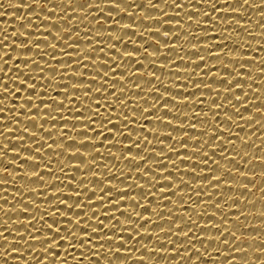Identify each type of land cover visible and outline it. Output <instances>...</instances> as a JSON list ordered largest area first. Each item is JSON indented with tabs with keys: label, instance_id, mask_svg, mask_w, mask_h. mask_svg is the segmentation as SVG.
I'll use <instances>...</instances> for the list:
<instances>
[{
	"label": "snow or ice",
	"instance_id": "obj_1",
	"mask_svg": "<svg viewBox=\"0 0 264 264\" xmlns=\"http://www.w3.org/2000/svg\"><path fill=\"white\" fill-rule=\"evenodd\" d=\"M25 5L19 30L0 28V201L14 204H0V264L12 253V264H167L136 252L188 248L198 255L171 264H248L235 254L249 249L235 245L264 244L240 231L250 227L242 205L255 201L225 189L264 182V167H238L264 166V135L251 145L257 156L244 147L255 132L236 131L264 129V106L242 113L264 105V32L237 31L254 27L237 18L245 6L264 0H19L16 9ZM249 91L257 96L246 101ZM29 249L41 255L19 259Z\"/></svg>",
	"mask_w": 264,
	"mask_h": 264
},
{
	"label": "bare ground",
	"instance_id": "obj_2",
	"mask_svg": "<svg viewBox=\"0 0 264 264\" xmlns=\"http://www.w3.org/2000/svg\"><path fill=\"white\" fill-rule=\"evenodd\" d=\"M22 3H26L27 0H21ZM42 2H47V0H42ZM98 3L101 2V0H97ZM117 2H122V0H117ZM157 2H161V0H157ZM255 2H259V0H255ZM137 3H139V0H137ZM19 5V0H0V12H3V16H0V28L3 29H7L9 33H11L14 28H17V30H19L18 28V24H19V20L20 17L23 16L25 14V12L27 11V6H22L21 9H16L17 6ZM196 7H200V5H195ZM49 7H56L55 4H49ZM142 7V6H141ZM246 9V15L245 16H237L238 19H240L242 22H246V23H253L254 27L252 29H247V30H242V29H237L238 32L241 33L242 36L246 35L247 32H258V31H262L264 32V29H260L258 26H256V21L259 20V16L257 15V13L259 11H264V9H253L250 7L245 6ZM140 9L138 8L136 11L138 12ZM29 12L32 11H37V12H41V15L44 14H48V15H53L51 13H46L44 11H42L41 9L35 7V5H33L32 8L28 9ZM90 11L95 12V9H91ZM105 11H112L114 14L116 13V9H109L106 8ZM165 11H173V9H171V7H168L165 9ZM150 15H157L159 14L157 11L153 10L149 13ZM59 15H63V13H59ZM73 15H75V13H73ZM231 15H235L234 13ZM71 18V17H70ZM117 19H121L120 16L116 17ZM33 22H34V27L37 26H41L43 24V22L41 21L39 24L35 23L36 21V17L33 16ZM124 19L126 20L127 17H124ZM260 23H264V20H261ZM86 25H81V27H84ZM230 27H235V25H232ZM46 35V33H45ZM233 35H235V33H233ZM250 40H255L258 39L259 37H254V36H248L247 37ZM12 39H17L16 37H13ZM142 39V38H138ZM170 42H176L175 38H173L172 41ZM59 43V42H57ZM188 45H185V48H187ZM229 47H232L231 45H229ZM245 55H257V53L248 51L246 53H244ZM20 61H17V63H19ZM179 63V62H178ZM248 63V62H245ZM181 66H185V65H181ZM155 70V69H153ZM254 74H255V69L253 70ZM257 79H260L259 76H257ZM177 83H180L179 81H177ZM253 87H259V85L257 84H253ZM55 94V93H54ZM154 95V94H153ZM257 96L256 93H252L251 91H249V96L246 97V101H250L255 99ZM264 98V97H262ZM13 103H15V101H12ZM253 106H264L260 104V101L257 100L256 105H250L249 109L246 110H242V113L244 115H248L251 113V108ZM197 110H200L199 108H197ZM12 111V110H9ZM253 112H255V109H253ZM3 114H0V116H2ZM256 116L257 119H259V115L258 114H254ZM195 122V121H193ZM221 123H224L223 121H221ZM241 123H243V121H241ZM236 131L240 132L241 135H245V133H247L248 135H252L253 132H255V135L252 136V140L249 142V145H245V149L246 150H250L253 151L254 155L259 156L260 153V149H252L251 145L254 144H258L259 143V137L261 135H264V129H262L260 127V125H256L255 128H248L247 125H245V129L244 131H241L240 129H236ZM20 133H10L9 135H18ZM166 146V145H165ZM231 154V152L229 153ZM117 155H119L117 153ZM174 158V157H173ZM77 159H83L82 157H78ZM119 163V162H117ZM240 167L241 171H247V172H253L256 171L258 172L260 170L261 165H254L253 167H249V168H245L242 165L238 166ZM16 171H20L19 169H16ZM125 172H127V169H124ZM19 179V177H18ZM143 179V178H141ZM243 182L248 183L249 186L251 187L252 184L254 183V181H250V180H244ZM114 184L116 183L115 181L113 182ZM259 186H264V182H262L261 185ZM258 186V187H259ZM5 187L9 188V192L5 193V195L8 196V201H13V197L11 196V191H15L16 189L12 187V185H5ZM258 187L257 189H253V191L251 193L247 192V191H243V192H239L236 189H225L226 192H232L233 194H240L243 196H246L248 198V200H254L255 202L252 204H248L245 203L244 205H242V210L246 211L248 213H250V215H248L247 217H241V220L243 221L244 224L249 225L250 227L248 228H241L240 231H242L245 235H251V236H264V228H257L255 227V225L259 224L261 221H264V217H261L259 215V213L261 211H264V199H261V197H264V193H261L258 191ZM30 195V194H29ZM27 198V197H25ZM33 199H35V197H33ZM243 199V198H241ZM37 203H41V201L37 200ZM0 204H4L6 207L11 208L14 207L13 203H5L4 201H0ZM185 210H187V206H185ZM175 211V209H174ZM209 211L211 212V209H209ZM237 214L235 211L229 213V216L231 215H235ZM17 218V215L15 213L12 212H8L6 214H3V219H6L9 221V223H11L12 220H15ZM21 218H23V214H21ZM235 223V222H233ZM14 228L16 227L15 225L13 226ZM3 230V229H0ZM212 234H216V232L218 230L216 229H212ZM5 235L8 236L10 239L12 238V233L11 232H5ZM192 235V234H190ZM145 242H148L152 239H154L153 237H145ZM173 239H176L175 237H173ZM16 247H21L20 245H15ZM155 247H167L169 249H171L173 247V245H161V244H156L154 245ZM236 247H244V248H248L249 251L247 253H240V254H235L237 259L239 260H243V261H248V264H259V261L261 259H264V254L262 253H258L256 251H254V249H259V248H264V244H261L258 240L257 241H246L240 244L235 245ZM211 247H219L221 249V251H229L231 252L232 249L230 248H225L223 245H219L217 243H213L210 245ZM23 250V249H22ZM132 251H136L135 248L132 249ZM184 251H189L191 253L192 257H195L196 255H198V253L192 251L191 248L188 249H181L180 253L174 255V256H164L161 253H148L144 250H141L139 252H136V255H145L148 256L151 259H154L157 262H162V261H166L167 264H171L172 260L175 259H179V256L184 252ZM29 254H33L36 256H40V253H31V250H27L25 251V254L23 256H20L19 259L24 260L26 259L27 255ZM78 254V253H77ZM101 259H103L104 257V253L101 252ZM214 256H219V253H213ZM16 258V254L12 253L10 256L9 261L7 262V264H12V259ZM231 257H220L221 260H226V259H230ZM95 260V258H93ZM187 259H185V261H182L181 264H187ZM15 264H19V262H15ZM96 264H100L99 261H96ZM102 264H104V262L102 261ZM174 264V262H173ZM205 264H207V262H205ZM235 264H243L242 261H236Z\"/></svg>",
	"mask_w": 264,
	"mask_h": 264
}]
</instances>
